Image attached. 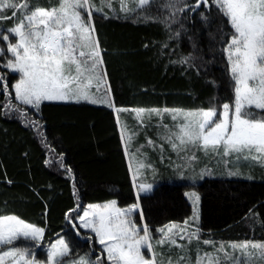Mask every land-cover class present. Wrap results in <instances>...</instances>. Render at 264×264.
Masks as SVG:
<instances>
[{"label": "snow or ice", "instance_id": "obj_1", "mask_svg": "<svg viewBox=\"0 0 264 264\" xmlns=\"http://www.w3.org/2000/svg\"><path fill=\"white\" fill-rule=\"evenodd\" d=\"M197 17L204 26L216 25L230 89L227 102L217 104L213 98L207 108L187 110L118 107L96 19L159 24L166 39L153 45L158 46L157 55L167 56L168 65H179L182 74L195 69L199 76L202 65L210 61L193 52H177L182 37L189 31L185 21L195 22ZM187 39L192 42L191 36ZM191 48L196 50L195 42ZM197 60L201 63L197 64ZM0 96L5 115L15 113L25 127L35 129L52 153L56 149L43 139V125L34 118L39 117L45 102L103 105L111 109L116 114V127L136 190L135 202L127 207L118 206L116 199L84 206L73 170L64 164L61 153L56 163L72 179L76 200L64 219L76 236H81L83 230L86 240L98 244L99 254L92 248L73 256L70 240L59 235L45 245V227L16 214H0V264H264V240L217 244L212 239H201L200 196L195 191L185 193L192 204V215L183 226L172 222L158 229L149 227L141 194L153 192L154 185L137 183V179L142 175L141 169L152 165L137 161L133 171V160L147 157V152L141 151L145 148L158 150L163 163L165 145L176 155L178 176L193 182L213 174L214 166H209L213 160L216 165H223L228 177L243 175L241 162L264 166V0H47L46 4L40 0H0ZM129 111L136 114L135 130L120 118L121 113ZM154 118L156 140L146 134ZM141 132H145L146 144L132 151L135 137ZM198 153L209 158L199 171ZM167 158L172 159L171 155ZM51 163L45 160L46 165ZM189 171L190 176L186 175ZM246 179L254 177L248 175ZM44 207L42 219L47 223L49 210L46 204ZM257 215L250 210L246 217L252 220L249 227L253 232L255 224L264 228V221ZM201 244L211 250L202 249ZM41 248L43 258L37 251Z\"/></svg>", "mask_w": 264, "mask_h": 264}, {"label": "trees", "instance_id": "obj_2", "mask_svg": "<svg viewBox=\"0 0 264 264\" xmlns=\"http://www.w3.org/2000/svg\"><path fill=\"white\" fill-rule=\"evenodd\" d=\"M40 3L46 4L47 0ZM115 6L118 9V3ZM95 23L106 50L108 79L118 107L187 110L207 108L213 98L217 104L227 102L230 89L214 23L204 26L199 17L195 22L185 21L189 31L177 49L178 53L193 52L210 61L202 65L199 76L195 69L190 74H182L179 65H168L167 56L157 55L158 46L153 45L166 39L159 24L99 18ZM188 36L197 45L196 50L191 48ZM145 44L149 47L145 48ZM10 82L14 80L10 78ZM3 102L0 96V105ZM34 118L40 119L43 139L56 149L55 153L45 148L35 129L25 127L15 113L5 115V109L0 106V214H16L45 227L46 245L58 235H64L72 248L77 249L73 255H83L94 244L84 238L83 230L81 236H76L64 219L65 212L76 205V200L72 195V179L56 161L62 153L64 164L73 170L82 205L116 199L118 206L127 207L135 202L116 114L102 105L47 102L42 105L39 117ZM155 129L147 131L148 135L154 138ZM45 160L52 163L46 165ZM203 161L208 163L207 158ZM167 163L166 167L173 164ZM255 168L253 180L209 176L196 186L203 239L264 240V228L255 224L253 232L249 227L252 220L246 219L250 210H254L257 218L264 221V176L262 168ZM213 170L216 171V166ZM175 179L176 174L169 175L167 171L153 192L142 195L141 207L153 229L172 222L183 224L192 215V204L185 195L189 186ZM45 204L49 210L47 223L42 219Z\"/></svg>", "mask_w": 264, "mask_h": 264}, {"label": "rangeland", "instance_id": "obj_3", "mask_svg": "<svg viewBox=\"0 0 264 264\" xmlns=\"http://www.w3.org/2000/svg\"><path fill=\"white\" fill-rule=\"evenodd\" d=\"M45 103H47V102H45ZM62 103H65V102H62ZM96 106H98V105H96ZM120 118H121V121L122 122H126L129 125L130 129H132V130H135L136 126L138 125V121L136 119V114L134 112L129 111V112L121 113L120 114ZM166 122L171 123V120L167 119ZM156 124H157V121L154 118L151 121V124L149 125V129L146 130L147 136L149 138L153 139V140L157 139L156 134H155V137L153 138L150 135H148L147 131L152 130L153 128H156L155 127ZM140 144H146L145 132H141L139 135H137L135 137V140H134L133 145H132V151H135V148L138 147ZM165 148H166V151L164 153L165 160H164L163 163H161V161H160V153H159L158 150L153 151V149H151V148H145V149L141 150L142 152H147V157L138 156L136 160H133V171L136 168L137 161H143L146 164H151L152 167L151 168H146V169H141L142 175H140L138 177L137 183L142 181L144 183H151L155 187L157 184L161 183L160 180H162V175H165L167 173V171H169V175L176 174V179H175L176 182H183V183H185V184H187L189 186V188L187 190V193H190L192 191L197 192L196 191V186H198L205 178H208L209 176H212V177L223 176V177H226V178L243 179L244 180V179H246V177L248 175L253 176L252 172L254 171V169H256L255 167L262 168L261 171L263 172V176H264V166H262V165H260L258 163H255V162H241V172L243 173V175L234 176V177H228L226 172L224 171V168H222V167L220 169L217 168L219 165H216L215 160H213L212 161V166H216V171L213 170V174L212 175L205 176L203 179H197L195 182H193V180L189 179V178L181 179L178 176L177 171L175 169V164L177 162V158H176L175 153H170V151L167 148V145H165ZM169 155H171V157H172L171 160H168V158H167ZM198 155L200 156V160H199V162L197 164V171H199V169L204 167V165H205L204 161H203V158H207V161L209 159L208 157L204 156L202 153H198ZM166 161L167 162H171L173 164L169 165V167H166L167 164H168ZM127 162H128V160H127ZM220 166H223V165H220ZM153 169H155V171H153ZM130 175L132 177V173L131 172H130ZM186 175H188V176L192 175L191 171H189ZM254 179H255V177H254ZM246 180H249V179H246ZM169 181H171V180H169ZM132 183H133V180H132ZM135 195H136V190H135ZM141 195H145V194L142 193ZM187 198L189 199L188 196H187ZM189 201H190V199H189ZM190 203H191V201H190ZM199 213H200V204H199ZM176 224L183 226V224H180V223H176ZM156 229H158V228H156ZM154 235L158 236L159 234L154 232ZM61 236H64V235H61ZM203 238H205V237H201L202 240H203ZM219 243H221V242H217V244H219ZM99 247L100 246L98 244L94 245V248L96 249V254L97 255L99 254ZM193 247H195V245H193ZM201 248L202 249L211 250L210 246H205L203 244H201ZM72 250L74 251L73 253H76V251H77V249L75 250L74 248H72ZM37 251L41 255L40 258H43L44 249L41 248V249H38ZM172 254H173V256L175 255V250H173ZM194 254L195 253L193 252V255Z\"/></svg>", "mask_w": 264, "mask_h": 264}]
</instances>
